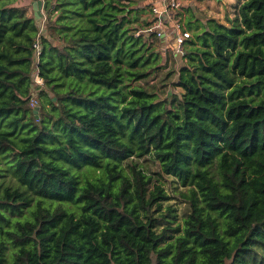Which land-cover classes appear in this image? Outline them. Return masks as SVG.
Returning <instances> with one entry per match:
<instances>
[{
  "label": "trees",
  "instance_id": "16d2710c",
  "mask_svg": "<svg viewBox=\"0 0 264 264\" xmlns=\"http://www.w3.org/2000/svg\"><path fill=\"white\" fill-rule=\"evenodd\" d=\"M41 1L0 0V264H264V0L184 10L164 97L149 0Z\"/></svg>",
  "mask_w": 264,
  "mask_h": 264
},
{
  "label": "rangeland",
  "instance_id": "374dc122",
  "mask_svg": "<svg viewBox=\"0 0 264 264\" xmlns=\"http://www.w3.org/2000/svg\"><path fill=\"white\" fill-rule=\"evenodd\" d=\"M200 1V0H197ZM241 3V0H234L229 4V6L219 9L218 6L220 4L214 3L212 4V8L210 13L203 14L200 21L205 23L208 18L214 17L219 22L225 24V16L233 17L236 11V7ZM229 7V8H228ZM228 8V9H227ZM144 14H140L138 16V22L144 21ZM142 24V23H140ZM165 36V35H164ZM163 36V37H164ZM174 35L167 30V36L162 38L163 45L160 47L159 55L162 58L160 69L155 72V75H152L147 82L144 84L146 87L150 89H155V93H157L160 97L167 96V93H178L179 90L172 88L171 83L175 80V72L174 69L178 65V63L182 60V53L177 51V47L174 41ZM175 73V74H174ZM140 165L147 171V173L153 176V179H156L163 184L164 190L168 196V199L162 203L161 213H165L167 207L171 206L175 213V218H173L172 225L179 224L182 226V221L186 217L188 213V205L183 202V199L179 196L178 190H184L179 187L178 184L172 177L167 175H163L162 177L158 176L157 172L158 166L157 163L147 156L144 159L138 161ZM161 225L159 227H163L167 225L166 221L160 220Z\"/></svg>",
  "mask_w": 264,
  "mask_h": 264
},
{
  "label": "built area",
  "instance_id": "2783aa9c",
  "mask_svg": "<svg viewBox=\"0 0 264 264\" xmlns=\"http://www.w3.org/2000/svg\"><path fill=\"white\" fill-rule=\"evenodd\" d=\"M149 4L153 24L145 32L155 33L158 38L164 39L167 36V30H169L175 37L177 51L181 52L184 40L191 37V33L186 30L181 2L179 0H149ZM33 81L37 86L42 85V80L36 73Z\"/></svg>",
  "mask_w": 264,
  "mask_h": 264
},
{
  "label": "crops",
  "instance_id": "0c3cea01",
  "mask_svg": "<svg viewBox=\"0 0 264 264\" xmlns=\"http://www.w3.org/2000/svg\"><path fill=\"white\" fill-rule=\"evenodd\" d=\"M29 1H30V3H32L33 0H29ZM179 1L181 2L182 6H183L184 20H186V18H187L185 16V13H184V10H185L186 12L188 11L189 13H193L195 18L199 19V21H200L203 14L210 13L211 9H213L212 8L213 2L216 3V5H217V3L220 4V6H218V7L221 10L222 8L229 6V4L231 2H233L234 0H200V1H197V0H179ZM241 2H243V0H241ZM29 12L31 14H33L32 8L30 9ZM229 17H231V16H229ZM212 18H214V17H212Z\"/></svg>",
  "mask_w": 264,
  "mask_h": 264
},
{
  "label": "water",
  "instance_id": "95a60500",
  "mask_svg": "<svg viewBox=\"0 0 264 264\" xmlns=\"http://www.w3.org/2000/svg\"><path fill=\"white\" fill-rule=\"evenodd\" d=\"M31 8L33 10V15L35 19H39L42 15V1L41 0H33L31 3ZM34 113H37V108H34Z\"/></svg>",
  "mask_w": 264,
  "mask_h": 264
}]
</instances>
